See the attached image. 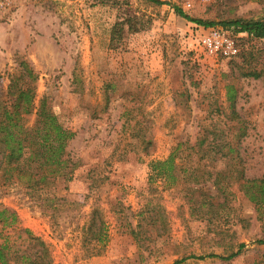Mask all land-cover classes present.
Masks as SVG:
<instances>
[{"label": "rangeland", "instance_id": "1", "mask_svg": "<svg viewBox=\"0 0 264 264\" xmlns=\"http://www.w3.org/2000/svg\"><path fill=\"white\" fill-rule=\"evenodd\" d=\"M159 1L164 4L17 0L0 17V99L25 61L37 75L28 125L46 97L75 133L68 152L78 167L67 190L59 192L72 206L50 218L22 195L0 197V206L16 211L21 227L45 244L51 264H174L182 258L188 259L179 264H253L264 259V245L258 243L264 240V221L254 205L239 183L221 177L213 184L219 171L264 180V40L238 39L241 52H254L252 68L260 73L258 79L243 77L230 66L239 60L207 56L195 39L202 26L172 9L225 28L221 23L263 16L264 0ZM211 131L215 143L232 152L230 160L212 162L191 151L194 160L212 168V179L198 194L201 201L213 198L218 187L225 190L218 197L226 209L219 220L208 221L190 217L181 187L149 181V164L165 159L178 142L194 145L204 133L211 140ZM158 207L165 231L159 221H148L149 210ZM94 216L105 226L102 244L84 242ZM239 244L245 247L229 261L197 259L226 257ZM92 248L97 253L90 256Z\"/></svg>", "mask_w": 264, "mask_h": 264}, {"label": "trees", "instance_id": "2", "mask_svg": "<svg viewBox=\"0 0 264 264\" xmlns=\"http://www.w3.org/2000/svg\"><path fill=\"white\" fill-rule=\"evenodd\" d=\"M148 1L156 5L164 4L159 0ZM172 9L185 21L205 28L216 26L214 22L190 18L177 6ZM221 25L226 29L232 28L233 34L243 33L251 40H264V14L256 19H236ZM118 31V25L111 30L112 39ZM231 59L239 60L230 63L232 71L237 68L243 77L259 78L260 73L252 68L257 61L252 50L240 51ZM36 80L37 75L29 64L20 61L17 72L10 76L4 97L0 99V197L22 195L21 199L27 198L31 207L38 209L43 216L56 218L61 214L62 207L74 204L68 202L59 192L67 190V184L72 181L73 173L78 167V162L73 160L68 152L69 143L75 133L52 111L46 97L40 101L33 123L28 125V117L33 114ZM234 99L231 89V104ZM214 134L215 132H210V135L214 136L210 140L208 134L204 133L194 145H190L188 141L178 142L165 159L149 164V181L159 179L167 188L181 187L180 191L189 205L190 217L208 221L219 220L221 213L226 209V202H220L218 197L225 190L218 187L213 198L201 201L198 194H202L204 184L212 179L213 173L212 168L208 169V165L203 164L202 160H194L191 151L202 153L207 161L213 162L219 158L230 160L228 156L232 150L225 152L226 145L215 143L217 138ZM221 177L239 183L244 196L256 208L258 219L264 221V180L246 178L239 171L235 175L219 171L215 172L213 182L216 183L213 184H217ZM149 212L151 214L148 221H152V225L159 221L163 226L162 231H165L163 211L158 207ZM140 217L145 219L143 213ZM104 230V223L94 216L86 231L84 242L104 243L107 239ZM258 243L264 245V240ZM244 247V244H239L236 252L226 257L210 254L197 259L219 258L229 261L238 256ZM94 249L96 248L90 249V256L97 253L96 250L92 252ZM46 255L45 244L28 229L21 227L16 211L0 206V264H51ZM187 259L182 258L174 264ZM253 264H264V259Z\"/></svg>", "mask_w": 264, "mask_h": 264}, {"label": "built area", "instance_id": "3", "mask_svg": "<svg viewBox=\"0 0 264 264\" xmlns=\"http://www.w3.org/2000/svg\"><path fill=\"white\" fill-rule=\"evenodd\" d=\"M17 0H0V17L10 13L16 7ZM247 36L243 33L233 34L222 27H199L195 33L197 44L209 57L231 59L239 52L238 39Z\"/></svg>", "mask_w": 264, "mask_h": 264}]
</instances>
